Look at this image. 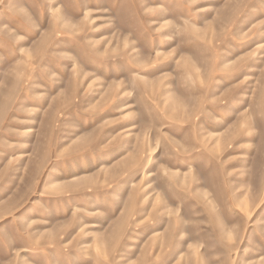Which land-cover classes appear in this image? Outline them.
<instances>
[{"label":"rangeland","instance_id":"obj_1","mask_svg":"<svg viewBox=\"0 0 264 264\" xmlns=\"http://www.w3.org/2000/svg\"><path fill=\"white\" fill-rule=\"evenodd\" d=\"M0 264H264V0H0Z\"/></svg>","mask_w":264,"mask_h":264},{"label":"bare ground","instance_id":"obj_2","mask_svg":"<svg viewBox=\"0 0 264 264\" xmlns=\"http://www.w3.org/2000/svg\"><path fill=\"white\" fill-rule=\"evenodd\" d=\"M250 78V77H249Z\"/></svg>","mask_w":264,"mask_h":264}]
</instances>
